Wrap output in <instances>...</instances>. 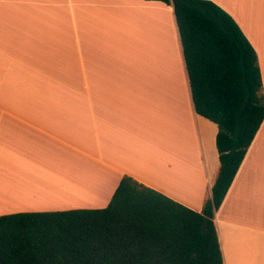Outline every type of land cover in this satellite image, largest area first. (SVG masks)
Masks as SVG:
<instances>
[{"label":"crops","instance_id":"0c3cea01","mask_svg":"<svg viewBox=\"0 0 264 264\" xmlns=\"http://www.w3.org/2000/svg\"><path fill=\"white\" fill-rule=\"evenodd\" d=\"M130 1L0 0V215L104 207L125 175L196 211L210 197L217 126L194 110L172 5ZM212 1L254 48L264 94V0ZM141 8L166 58L128 35ZM213 222L223 264H264V118Z\"/></svg>","mask_w":264,"mask_h":264},{"label":"trees","instance_id":"16d2710c","mask_svg":"<svg viewBox=\"0 0 264 264\" xmlns=\"http://www.w3.org/2000/svg\"><path fill=\"white\" fill-rule=\"evenodd\" d=\"M172 5L195 112L217 126L218 173L196 211L130 176L100 208L0 215V264H223L214 211L264 118L257 55L212 0Z\"/></svg>","mask_w":264,"mask_h":264},{"label":"rangeland","instance_id":"374dc122","mask_svg":"<svg viewBox=\"0 0 264 264\" xmlns=\"http://www.w3.org/2000/svg\"><path fill=\"white\" fill-rule=\"evenodd\" d=\"M156 13H155V11H150V13L147 11V10H145V11H139V10H136V13L134 14V16H133V23L134 22H136L135 23V25H138V27H136V26H134L135 27V29L137 28L138 30H140V29H142L143 27L142 26H140V24H142V23H138L137 24V22H139L138 21V19H140V20H142V19H145V20H147V23H152V22H154L155 23V20H156V18H155V15ZM139 15H142V17H139ZM138 17V19L137 20H135L136 18ZM147 17H149L148 19H146ZM150 17H152V18H150ZM152 19V20H151ZM148 20H149V22H148ZM129 23H132V20H131V16H130V21H129ZM140 27V28H139ZM135 30L134 32H133V34H130V33H128V35H130V36H132V38H133V40L135 41V48H136V50L137 51H139L141 48H143L144 46H146L147 47V45H146V43L147 44H149L150 45V43H152V44H154L153 43V41H146L145 40V38L147 37V38H149V39H153V36H151V35H148V34H145L146 36H142L141 34L143 33V35H144V33H146V32H144V31H138V30ZM136 32L138 33V35H136ZM142 32V33H141ZM140 33V34H139ZM135 36H136V38H135ZM142 36V37H141ZM146 38V39H147ZM143 41H145V43L143 42ZM141 44H140V43ZM164 42V41H163ZM142 43L143 44H145V45H143V47H141L142 46ZM165 44V46H163L162 48H161V50H157L158 48L156 47V44H154L153 45V47H152V45H148V47H149V49L148 48H146L147 50H150L151 48H152V50L154 49V50H156V51H158V53L157 52H155L154 50V53H153V55L154 54H160V52L159 51H161V52H164V48L166 47L167 49H168V47H169V49H170V44H169V41L167 40V42H165L164 43ZM141 47V48H140ZM151 47V48H150ZM137 48H139V49H137ZM145 48V47H144ZM144 48L142 49V51H145L146 53H147V51L146 50H144ZM152 50H150L151 52H153ZM144 52V54L145 55H147L146 53ZM151 52H150V55H151ZM158 56V55H157ZM153 58H156V55H154V57L152 56V59Z\"/></svg>","mask_w":264,"mask_h":264},{"label":"bare ground","instance_id":"6f19581e","mask_svg":"<svg viewBox=\"0 0 264 264\" xmlns=\"http://www.w3.org/2000/svg\"><path fill=\"white\" fill-rule=\"evenodd\" d=\"M120 1H123V0H120ZM126 1H128V0H126ZM130 2H131V1L129 0L128 3H130ZM125 3H126V2H125ZM143 8H144V7H143ZM146 9H147V8H146ZM141 10H142V8H141ZM143 11H144V9H143ZM148 18H149V17H147L146 19H148ZM150 18H152V17H150ZM137 19H138V17H137L135 20H137ZM152 19H153V18H152ZM152 19H151V20H152ZM153 20H154V19H153ZM133 21H134V20H133ZM138 21H140V19H139ZM144 21L147 22V20H144ZM148 22H149V20H148ZM134 23H136V22H134ZM137 24H138V22H137ZM144 24H146V23H144ZM132 25H134V24H132ZM135 26L138 27V25H135ZM141 26H143V25H141ZM147 26H148V25H147ZM132 27H133V26H132ZM132 27H130V30H131ZM143 27H144V26H143ZM139 28H140V27H139ZM145 28H146V27H145ZM147 28H148V27H147ZM147 28H146V29H147ZM151 28H152V26H151ZM153 28H157V27L153 26ZM153 28H152V29H153ZM134 29H135V27H134ZM136 29H137V28H136ZM136 29H135V30H136ZM148 29H149V28H148ZM157 29H158V28H157ZM128 30H129V29H128ZM128 30H127V32H128ZM138 31L140 32L141 29L138 30ZM131 32H134V30L131 31ZM131 32H130V34H131ZM141 33H142V32H141ZM132 34H133V33H132ZM139 34H140V33H139ZM145 34H147V33H144V35H143V33H142L141 35L144 37V36H146ZM133 35H134V34H133ZM136 35H138L137 32H136ZM142 36H141V37H142ZM133 38H134V37H133ZM135 38H136V36H135ZM146 38H147V37H146ZM146 38H145L146 41H149V40H150L149 38H147V39H146ZM150 41H151V40H150ZM143 42L145 43V41H143ZM134 43H135V41H134ZM139 43H140V42H139ZM164 43H165V42H164ZM140 44H141V43H140ZM143 45H145V44L142 43V46H141V47H143ZM146 45H147V47L144 46L145 48H144V47H143V48H144V50L147 51V53L150 54V52H151L150 50H152V48L150 47L151 49H150V50H147L146 48L149 49V47H148L149 44L146 43ZM150 45H152V47H153L154 44L150 43ZM150 45H149V46H150ZM160 45H161V43H160ZM156 46H157V45H156ZM141 47H140V48H141ZM159 47H160V46H159ZM143 48H141V49H143ZM137 49H139V48H137ZM153 50H154V49H153ZM153 50H152V51H153ZM157 50H158V49H157ZM141 51H142V50H141ZM154 51L158 53V51H156V50H154ZM154 51L151 52V54H152L153 57H154V55H156V57H161V56L164 55V54H163L164 52L161 53V51H159V52H160L161 54H163V55H161V56H159L160 54H154V55H153ZM143 52H145V51H143ZM145 53H146V52H145ZM147 53H146V54H147ZM149 54H147V55H149ZM157 55H158V56H157ZM152 56L149 55V57H152ZM166 56H167V55H164L163 57L166 58ZM147 57H148V56H147ZM163 57H162V58H163ZM158 59L161 60V58H158ZM159 60H158V61H159ZM151 61H153V60H151ZM154 61H155V63H156V60H154ZM158 61H157V62H158ZM162 61H163V60H162ZM162 61H159V63H161ZM162 63H163V62H162ZM162 63H161V64H162ZM157 64H158V63H157ZM157 64H156V65H157ZM159 65H160V64H159ZM163 65L165 66V63H164ZM157 66H158V65H157ZM158 67H160V66H158ZM162 67H163V66H162ZM182 149H183V148H182ZM184 149H185V145H184ZM184 152H185V151H184ZM179 153H180V152H179ZM180 155H181V154H180ZM183 155H184V154H183ZM183 155H182V156H183ZM176 156L180 158L179 155H176ZM184 156H185V155H184ZM185 157H187V156H185ZM183 159H184V158H183ZM184 160H185V159H184ZM143 163L145 164V163H147V162H143ZM181 166H182V168H180V169H181V170H184V168H185L186 165H185V164H184V165L181 164ZM177 171H179V170H177ZM177 173H178V172H177ZM176 177H178V178H177V180H178L179 177H182V176L179 174L178 176L176 175ZM177 183H180V181L178 180ZM12 191H13V190H12ZM15 194H19V193H16V191H14V194H13V195H15ZM37 194H39V193H37ZM41 196H43L41 199L46 200V202H48V203H52V204L58 203V201L50 200L49 198H47V197L44 196V195H41ZM48 200H49V201H48ZM67 200H68V202H70V201H72L73 199H67ZM59 202H60V201H59Z\"/></svg>","mask_w":264,"mask_h":264}]
</instances>
